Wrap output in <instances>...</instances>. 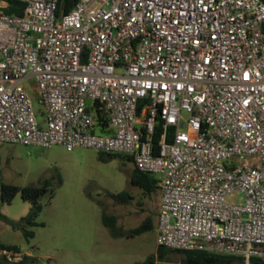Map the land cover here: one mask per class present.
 <instances>
[{
    "label": "built area",
    "instance_id": "2783aa9c",
    "mask_svg": "<svg viewBox=\"0 0 264 264\" xmlns=\"http://www.w3.org/2000/svg\"><path fill=\"white\" fill-rule=\"evenodd\" d=\"M22 1L0 0V142L129 154L159 178L157 244L258 264L264 0Z\"/></svg>",
    "mask_w": 264,
    "mask_h": 264
},
{
    "label": "rangeland",
    "instance_id": "374dc122",
    "mask_svg": "<svg viewBox=\"0 0 264 264\" xmlns=\"http://www.w3.org/2000/svg\"><path fill=\"white\" fill-rule=\"evenodd\" d=\"M133 168L132 161L118 155L102 158L92 147L68 150L62 144L0 142V239L32 248L38 264H132L144 259L156 251L157 228L136 236H115L102 218L104 209L129 228L159 205L160 191L151 198L132 184ZM45 178L52 179L55 194L41 197L43 209L37 219L44 224L29 226L35 234L27 237L22 228L2 216L18 220L33 203L20 192L11 201H3L1 182L40 184ZM125 189L131 192L129 201L110 195ZM156 264H182L181 255L173 252Z\"/></svg>",
    "mask_w": 264,
    "mask_h": 264
},
{
    "label": "trees",
    "instance_id": "16d2710c",
    "mask_svg": "<svg viewBox=\"0 0 264 264\" xmlns=\"http://www.w3.org/2000/svg\"><path fill=\"white\" fill-rule=\"evenodd\" d=\"M78 0H60L59 1V12H68ZM6 10L9 13L23 14L25 10V2L22 0H8V6ZM100 118V115H99ZM103 120L106 121L105 116ZM161 135V122L158 123V129L156 133V139H159ZM100 156L105 158L107 156L118 155L124 159H128L133 162L134 168L131 175V182L133 185L141 187L145 192L149 194L152 198L154 195L160 191L159 178L148 171H143L139 169L134 159L131 155L122 152H110L99 150ZM59 181L62 182L61 176ZM20 192L22 197L32 201V206L30 211L22 216L20 219L16 220L10 218L9 216L3 215L2 217L12 224L14 227H20L23 229L27 237L33 236L35 234L31 225L44 224L43 221H39L37 217L43 209V204L40 201L41 197L45 193H49L52 197L55 194V188L52 186V179L45 178L40 184L27 183L24 185L1 182V199L3 201H11L15 195ZM161 192V191H160ZM110 195L120 201L126 202L131 198V192L127 189L118 192H111ZM159 205L152 210V213L147 214V216L136 226L129 228H124L118 223L117 215L113 213H108L103 209L102 218L106 226H108L111 232L115 236H136L143 234L149 230L157 228L159 220ZM226 243H235L232 241H226ZM0 244L5 245L7 243L0 239ZM15 247H19V244H8ZM173 252H177L181 255L182 264H241L243 261V255L241 253L225 252L220 250L211 249H179L172 248L165 245L157 244L155 252L149 253L144 259L137 260L132 264H156L159 260H165ZM253 260L258 264H264V256H254ZM37 263V257L34 255H26L25 258L18 262L8 263L0 259V264H27V263Z\"/></svg>",
    "mask_w": 264,
    "mask_h": 264
}]
</instances>
